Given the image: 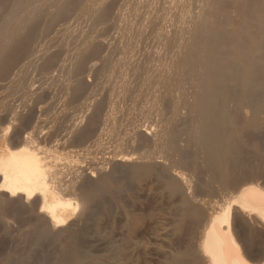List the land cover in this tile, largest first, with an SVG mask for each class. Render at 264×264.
Returning <instances> with one entry per match:
<instances>
[{
    "label": "bare ground",
    "instance_id": "1",
    "mask_svg": "<svg viewBox=\"0 0 264 264\" xmlns=\"http://www.w3.org/2000/svg\"><path fill=\"white\" fill-rule=\"evenodd\" d=\"M101 212L106 264H264V0H0V221L90 264Z\"/></svg>",
    "mask_w": 264,
    "mask_h": 264
},
{
    "label": "rangeland",
    "instance_id": "2",
    "mask_svg": "<svg viewBox=\"0 0 264 264\" xmlns=\"http://www.w3.org/2000/svg\"><path fill=\"white\" fill-rule=\"evenodd\" d=\"M91 223L88 229V235L86 238V242L83 243L84 245L83 249L90 252L91 255L92 254L95 255L89 258L90 264L91 263L106 264L107 261H106V257L104 253L106 250V240H105L106 233L104 229L105 228L104 214L101 212L99 215H97L94 218V220ZM103 226L104 228L103 230H101ZM18 231H19V228H16L6 222L0 221V264H59L57 263L58 261H60L58 258L55 260L53 259L54 256H56L55 255L56 251H54V249L55 248L57 249L58 247L56 246V244L51 243L48 240H40L39 242L40 245H39L37 243L38 240L36 238H33L29 243L23 242V243H19L20 245L16 244L17 241H15L14 238L12 239V237H14ZM101 232H103V234ZM42 241L45 242V244ZM32 243L33 244L35 243V244L33 245ZM33 246L35 250H33L32 248ZM94 251L96 252L94 253ZM31 255H32L33 260L31 259ZM70 264H72V262H70Z\"/></svg>",
    "mask_w": 264,
    "mask_h": 264
}]
</instances>
